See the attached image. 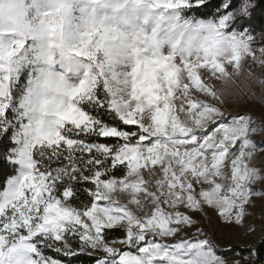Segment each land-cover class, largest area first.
<instances>
[{"label":"snow or ice","instance_id":"obj_1","mask_svg":"<svg viewBox=\"0 0 264 264\" xmlns=\"http://www.w3.org/2000/svg\"><path fill=\"white\" fill-rule=\"evenodd\" d=\"M109 3L0 0V264H248L203 222L264 241V119L229 108L257 5Z\"/></svg>","mask_w":264,"mask_h":264},{"label":"rangeland","instance_id":"obj_2","mask_svg":"<svg viewBox=\"0 0 264 264\" xmlns=\"http://www.w3.org/2000/svg\"><path fill=\"white\" fill-rule=\"evenodd\" d=\"M132 3L131 0H110V3L100 10L102 14L116 20H123L126 16L131 15ZM259 55V53H257ZM58 69L60 66H57ZM251 68L255 73L254 77H241L237 80L234 86L236 90H241L242 94L239 97L229 99V108L237 112H248L254 117L264 119V85L256 83V79L264 78V67L258 63H253L251 59L245 63V68ZM247 80V83H246ZM248 83L252 85V92L247 91ZM257 139L261 136L258 134ZM251 211L254 216L249 217V220L254 221L257 227L264 225V200L257 199L256 205ZM209 217L204 218L203 226L215 230V237L221 248L228 249L227 258L229 260H242L245 257L235 253L233 246L244 245L249 247L252 243L255 245L260 241V232L257 231L255 236H248L244 229L236 228L229 229L224 225L223 221L216 219L215 214L210 213Z\"/></svg>","mask_w":264,"mask_h":264},{"label":"trees","instance_id":"obj_3","mask_svg":"<svg viewBox=\"0 0 264 264\" xmlns=\"http://www.w3.org/2000/svg\"><path fill=\"white\" fill-rule=\"evenodd\" d=\"M257 7L255 8L253 19L251 21V25L253 28L259 30L261 27H264V0H254ZM210 5H214L218 3V0H209ZM209 9L208 11H210ZM28 73L25 72L24 77H22V81L26 79ZM2 141H0V151H2ZM11 141H8V144L11 146ZM14 169L8 163L6 159L0 158V174L8 173L14 174ZM235 253L241 255L242 257L247 258L249 247L244 245H235L233 246ZM72 264H92V259L88 256H81L79 259L74 260ZM248 264H264V241L260 240L256 244V254L252 257Z\"/></svg>","mask_w":264,"mask_h":264}]
</instances>
